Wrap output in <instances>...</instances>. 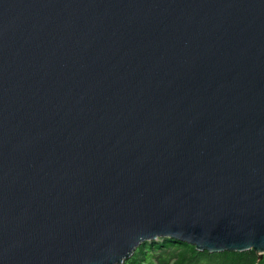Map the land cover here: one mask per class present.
<instances>
[{
  "label": "water",
  "instance_id": "1",
  "mask_svg": "<svg viewBox=\"0 0 264 264\" xmlns=\"http://www.w3.org/2000/svg\"><path fill=\"white\" fill-rule=\"evenodd\" d=\"M159 238L264 254V0H0V264Z\"/></svg>",
  "mask_w": 264,
  "mask_h": 264
},
{
  "label": "trees",
  "instance_id": "2",
  "mask_svg": "<svg viewBox=\"0 0 264 264\" xmlns=\"http://www.w3.org/2000/svg\"><path fill=\"white\" fill-rule=\"evenodd\" d=\"M154 241L164 243H141V247L146 248L145 251L148 253L145 255L146 252H144L145 257L142 258L141 256L133 257L134 253L132 259H135V264H264V255L262 259H259L252 249L243 252L223 251L212 254L206 250L197 251L192 245L170 238H159Z\"/></svg>",
  "mask_w": 264,
  "mask_h": 264
},
{
  "label": "rangeland",
  "instance_id": "3",
  "mask_svg": "<svg viewBox=\"0 0 264 264\" xmlns=\"http://www.w3.org/2000/svg\"><path fill=\"white\" fill-rule=\"evenodd\" d=\"M151 242H153V243H160L161 241H150V242H148L147 241V243L148 244H151ZM161 243H164V242H161ZM145 250H147L146 248H144V247H141V245H139L136 249H134V252H133V254L135 253V255L133 256V254L128 258V259H126L122 264H124V263H126V261H130L133 257H136V256H141V258L144 256L145 257V255L148 253L147 251H145ZM154 250V249H153ZM152 250V251H153ZM144 252H146L145 253V255H144ZM152 253V252H151ZM212 254H214V253H212ZM258 255V254H257ZM264 255V254H263ZM263 255L261 256V257H259V259H262V257H263ZM133 256V257H132ZM138 259V258H137ZM145 260H147V259H145ZM147 262V261H146ZM128 264H135V259H132V261H130Z\"/></svg>",
  "mask_w": 264,
  "mask_h": 264
}]
</instances>
